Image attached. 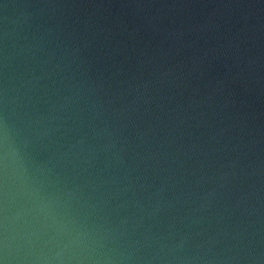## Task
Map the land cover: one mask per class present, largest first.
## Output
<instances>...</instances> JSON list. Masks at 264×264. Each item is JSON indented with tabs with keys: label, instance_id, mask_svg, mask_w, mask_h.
I'll list each match as a JSON object with an SVG mask.
<instances>
[{
	"label": "water",
	"instance_id": "95a60500",
	"mask_svg": "<svg viewBox=\"0 0 264 264\" xmlns=\"http://www.w3.org/2000/svg\"><path fill=\"white\" fill-rule=\"evenodd\" d=\"M0 264H264V0H0Z\"/></svg>",
	"mask_w": 264,
	"mask_h": 264
}]
</instances>
